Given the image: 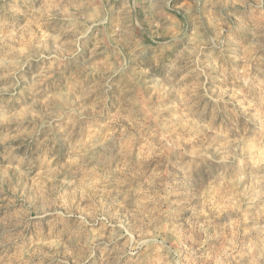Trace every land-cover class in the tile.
I'll list each match as a JSON object with an SVG mask.
<instances>
[{
    "label": "rangeland",
    "instance_id": "1",
    "mask_svg": "<svg viewBox=\"0 0 264 264\" xmlns=\"http://www.w3.org/2000/svg\"><path fill=\"white\" fill-rule=\"evenodd\" d=\"M0 264H264V0H0Z\"/></svg>",
    "mask_w": 264,
    "mask_h": 264
}]
</instances>
